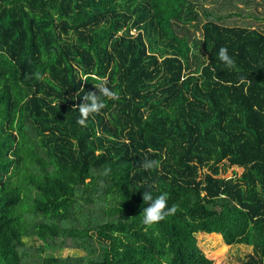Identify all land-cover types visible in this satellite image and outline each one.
I'll list each match as a JSON object with an SVG mask.
<instances>
[{
	"label": "trees",
	"instance_id": "16d2710c",
	"mask_svg": "<svg viewBox=\"0 0 264 264\" xmlns=\"http://www.w3.org/2000/svg\"><path fill=\"white\" fill-rule=\"evenodd\" d=\"M253 21L264 0H0V264H217L236 244L264 264ZM94 76L120 99L85 127ZM146 191L176 213L145 227Z\"/></svg>",
	"mask_w": 264,
	"mask_h": 264
},
{
	"label": "clouds",
	"instance_id": "9594fccd",
	"mask_svg": "<svg viewBox=\"0 0 264 264\" xmlns=\"http://www.w3.org/2000/svg\"><path fill=\"white\" fill-rule=\"evenodd\" d=\"M219 60L228 68L235 67V61L228 55V49L226 47H221L218 52ZM39 77V73L36 74ZM97 83L94 85L96 89L99 90V95L95 92H89L83 96L84 103L78 105V111L80 113V118L77 120V123L81 126H87V120L93 114H99L102 109L106 107V103L101 97L106 98L107 100H119L120 96L118 92L113 91L108 87L107 77L94 76L92 77ZM89 77L87 75H82L81 80L87 82ZM83 91V89H80ZM79 94V93H78ZM159 160H149L145 159L142 162V167L145 170L159 169L160 167ZM110 171V169H105V174ZM168 193L163 192L155 199L151 192L146 191L143 194V201L145 204H149L143 210V216L141 223L145 227H151L154 224L164 220L169 215H174L177 211V206L172 205L170 208L167 205Z\"/></svg>",
	"mask_w": 264,
	"mask_h": 264
},
{
	"label": "rangeland",
	"instance_id": "374dc122",
	"mask_svg": "<svg viewBox=\"0 0 264 264\" xmlns=\"http://www.w3.org/2000/svg\"><path fill=\"white\" fill-rule=\"evenodd\" d=\"M256 8H258V6ZM261 13H263L262 9L258 8V15L261 16L262 15ZM252 23H254L252 24V27L264 33V23L263 22L255 23L253 21ZM133 33L135 35H133ZM137 34L138 33L136 31L132 32V35L135 37L137 36ZM23 242L25 243L26 246H38V241L35 238L23 239ZM199 243L202 244V242L200 241V238H199ZM253 252L254 250L252 246H248L244 244H236V245H231L230 247H227L226 251L223 254L220 255V253H218L216 257L213 259L217 261V264H242L243 262H246L249 259V256L252 255ZM42 254L45 257L54 255V257H63V258L79 257V256L85 255V253L82 250L69 249V248H65L63 250H53L50 248H45Z\"/></svg>",
	"mask_w": 264,
	"mask_h": 264
},
{
	"label": "built area",
	"instance_id": "2783aa9c",
	"mask_svg": "<svg viewBox=\"0 0 264 264\" xmlns=\"http://www.w3.org/2000/svg\"><path fill=\"white\" fill-rule=\"evenodd\" d=\"M133 35H135V34L133 33Z\"/></svg>",
	"mask_w": 264,
	"mask_h": 264
}]
</instances>
